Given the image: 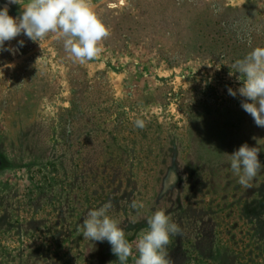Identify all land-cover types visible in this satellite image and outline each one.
<instances>
[{
  "label": "rangeland",
  "instance_id": "374dc122",
  "mask_svg": "<svg viewBox=\"0 0 264 264\" xmlns=\"http://www.w3.org/2000/svg\"><path fill=\"white\" fill-rule=\"evenodd\" d=\"M93 4L110 30L97 57L52 34L0 51V264H118L82 235L109 200L128 264L157 210L183 229L173 264H264V167L245 188L230 166L244 143L264 164V127L227 91L242 84L231 65L264 47V0Z\"/></svg>",
  "mask_w": 264,
  "mask_h": 264
},
{
  "label": "clouds",
  "instance_id": "9594fccd",
  "mask_svg": "<svg viewBox=\"0 0 264 264\" xmlns=\"http://www.w3.org/2000/svg\"><path fill=\"white\" fill-rule=\"evenodd\" d=\"M10 4L20 6V15H9ZM21 34L33 42H40L52 34L63 41L71 57L85 63L101 53V42L110 35V30L95 11L93 0H27V3L24 0H6L0 7V51H13L10 47L5 48V42ZM18 43L22 47L24 41ZM230 69L229 75L239 73L237 79L242 84L236 90L228 88V94L244 97L241 107L251 115L256 126L264 127V47H256L243 59L236 60ZM137 126L143 127L142 122L138 121ZM259 153L258 147L244 143L230 155L231 169L238 175V183L245 188L251 187L250 182L264 167ZM143 206L136 200L130 204L133 209ZM111 208L112 201L109 200L103 206L90 210L83 220L82 235L94 242L107 240L118 264H128L129 257L133 255V245L116 220L109 216ZM147 225L148 230L135 244L139 254L135 264H173L167 246L172 236L183 235V229L172 222L164 210L155 211L147 219Z\"/></svg>",
  "mask_w": 264,
  "mask_h": 264
},
{
  "label": "snow or ice",
  "instance_id": "6c2138e0",
  "mask_svg": "<svg viewBox=\"0 0 264 264\" xmlns=\"http://www.w3.org/2000/svg\"><path fill=\"white\" fill-rule=\"evenodd\" d=\"M121 3H123V0H121ZM113 7H114V5H113Z\"/></svg>",
  "mask_w": 264,
  "mask_h": 264
}]
</instances>
